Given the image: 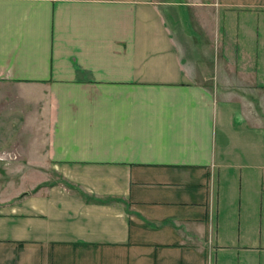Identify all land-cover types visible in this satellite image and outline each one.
I'll use <instances>...</instances> for the list:
<instances>
[{"label":"crops","instance_id":"crops-1","mask_svg":"<svg viewBox=\"0 0 264 264\" xmlns=\"http://www.w3.org/2000/svg\"><path fill=\"white\" fill-rule=\"evenodd\" d=\"M0 91V264H264V0H0Z\"/></svg>","mask_w":264,"mask_h":264},{"label":"rangeland","instance_id":"rangeland-1","mask_svg":"<svg viewBox=\"0 0 264 264\" xmlns=\"http://www.w3.org/2000/svg\"><path fill=\"white\" fill-rule=\"evenodd\" d=\"M2 90L6 95L20 96V91L13 84L4 86ZM3 91H0V94ZM10 125H12V123ZM10 130H12L14 135L17 132L15 127H12ZM24 163L25 164L22 165L21 158L17 157L14 151L8 152L7 158H5V160H0V181L6 182L12 180L14 183H22L25 184V186L31 187L41 181L45 175L46 177L49 176L48 178H50V180L44 184H50L56 180H60L58 175H56L51 169L37 168L29 166L28 164L26 165V162ZM1 184L2 183L0 182V190H2V192H10L14 189V187L8 185V183H6L7 185L3 186V189H1Z\"/></svg>","mask_w":264,"mask_h":264},{"label":"trees","instance_id":"trees-1","mask_svg":"<svg viewBox=\"0 0 264 264\" xmlns=\"http://www.w3.org/2000/svg\"><path fill=\"white\" fill-rule=\"evenodd\" d=\"M67 184H68L69 186H72V185H71L70 183H68V182H67ZM79 190H80L82 196H83L87 201L111 202V201L114 200V198H112V197L97 198V197H95V196H93V195H90V194H88V193L82 191L81 189H79Z\"/></svg>","mask_w":264,"mask_h":264}]
</instances>
